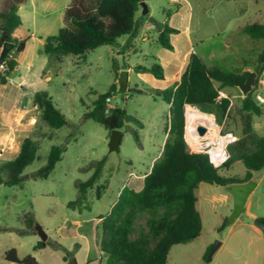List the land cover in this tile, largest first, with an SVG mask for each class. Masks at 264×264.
<instances>
[{
    "label": "rangeland",
    "instance_id": "obj_1",
    "mask_svg": "<svg viewBox=\"0 0 264 264\" xmlns=\"http://www.w3.org/2000/svg\"><path fill=\"white\" fill-rule=\"evenodd\" d=\"M188 1L193 10L194 49L203 63L208 68L227 73H241L244 66L254 72L258 56L264 52V40H251L245 34V40H242L239 37L241 31L237 32L234 37L240 45L235 52L232 45L226 47L230 44L228 31L236 26L232 19L245 25H264V0ZM69 3L70 0H31L23 5L19 12L23 28L16 32V37L17 40H26V46L16 54L18 68L11 74L0 101L7 109H14L15 105L23 109L21 103L29 105L33 93L45 91L66 119V124L56 130L42 127L41 123L35 125L28 120L22 121L27 126L25 132L30 131L29 136L40 128L44 137L38 140L36 159L22 172V183L12 187L0 185V214H8L3 220L20 229L22 226L17 224V215L21 220L28 217L34 221L29 234L22 230L4 234L0 237V245L14 248L20 258L30 255L40 264H70L71 261L86 264V240L76 237L69 223L74 218L85 220L107 214L119 190L131 188L133 176L147 173L152 160L160 156L166 125V119L162 117L165 104L150 95L157 87L145 79L139 80L137 74L131 72L125 91H119L117 85L111 95V106L123 109L129 118L120 130L122 138L118 150L109 152L110 133L92 119L85 118L84 114L99 95L105 94L116 79L119 81L121 72L125 71L122 68L127 64L148 66L153 63L150 57L134 58L130 46L152 54L162 49L142 42L139 31L136 37L122 36L113 45L97 47L83 56L68 55L61 62L41 54L45 38L56 35L63 27V15ZM145 5L148 13L143 15V9H140L137 16L144 19L149 16L150 22L159 21L162 10L167 9L165 0H147ZM200 36L204 39L202 43L197 41ZM116 50L121 53L117 54ZM253 50L257 51L254 58ZM128 52L131 53L126 56ZM115 66L120 68L118 78ZM18 82L27 85V89L17 88ZM136 89L143 92L138 93ZM225 89L232 93L227 94L225 112L222 114L216 106H211L206 108L208 114L203 115L211 128L216 127L217 133L231 132L239 138L243 128V114L240 112L243 96L236 87ZM258 106L262 114L251 117L252 128L256 135L264 136V103ZM38 117L39 114L36 120ZM206 132L207 137L213 136L212 132ZM183 137L188 150L196 153V146L185 139V116ZM52 146L63 149L61 161L47 179H39L35 173L45 165ZM101 159L105 160L101 177L92 189H88L84 209L80 212L68 209L67 203L78 196L76 184L85 182L93 172L92 164ZM219 173L228 178H243L245 169L239 162H234ZM251 180L255 188L246 200L244 211L231 224L226 222L232 210L230 194L224 187L201 183L195 190V207L202 223L200 235L189 243L174 245L167 264H203L205 253L216 241L223 246L214 252L208 264H264V234L254 226L256 220L264 221V170L252 173ZM224 221L225 227L219 231ZM36 226L47 236L45 248L37 251L33 246L41 240L35 231ZM137 226L144 227L143 218L137 220ZM88 228V224H83V230ZM97 239L98 246L99 235ZM93 258L94 250L91 249L88 264H95ZM3 263L0 257V264Z\"/></svg>",
    "mask_w": 264,
    "mask_h": 264
},
{
    "label": "trees",
    "instance_id": "obj_2",
    "mask_svg": "<svg viewBox=\"0 0 264 264\" xmlns=\"http://www.w3.org/2000/svg\"><path fill=\"white\" fill-rule=\"evenodd\" d=\"M24 1L0 0V51L4 43L13 44L12 50L4 56L1 64L0 85L7 83L17 66L11 52L21 53L26 46V40H17L13 36L21 24L17 11ZM143 1L71 0L64 11L63 27L56 35L45 38L40 53L61 62L65 56H83L97 47L115 44L122 36L133 35L144 21L141 16V21L136 19ZM170 15L171 12H168L167 17ZM240 31L251 40H264L263 24H247ZM175 33L176 30L163 23L156 39L159 47L172 51L169 36ZM262 54L263 52L258 56L254 68L257 73L255 87L264 69ZM118 70L115 66L117 78ZM133 71L136 74H151L156 79L163 78V70L159 64L135 65ZM249 73H227L217 68H208L198 55L191 54L176 87L152 92L155 99L169 105L166 138L160 156L143 179L142 189L136 192L123 187L109 213L100 217L98 248L106 258L104 264H167L169 252L174 245L189 243L200 235L202 223L195 207V190L201 183L226 188L246 183L251 180L252 173L264 170V136L254 133L251 122L252 116L262 114L259 104L253 99V90L242 98V132L237 141L227 146L229 159L220 168H213L206 155L190 152L183 137L185 107L193 106L201 113L208 114L206 108L216 106L223 114L228 106V99L217 101L219 93L224 88L243 84ZM117 85L118 83H113L105 94L99 95L92 108L84 114L85 118L92 119L109 133L121 130L123 123L129 118L123 109L117 107L105 113V100L111 97ZM32 104L39 112L35 125L41 123L42 127L56 130L66 124L65 116L54 105L47 92H35ZM192 119L194 118L187 117L185 139L195 145L199 141L188 132ZM38 129L22 141L15 159L0 164V185L12 187L22 183V172L36 159L38 140L44 137L40 128ZM134 136L137 140V135ZM63 152L61 147L52 146L45 165L36 171L35 176L47 179L55 165L61 161ZM234 162H239L245 169L243 178H228L219 173ZM104 163L105 160L101 159L92 164L93 172L90 177L85 182L76 184L78 196L67 203L68 209H84L86 193L100 179ZM139 218L144 219V227L137 226ZM23 221L26 229L32 230L33 219L24 217ZM225 224L224 221L218 230H222ZM44 248L45 242L42 241L34 246L35 251ZM208 252L205 253L204 260ZM2 257L3 264H39L30 255L19 258L13 248L6 250Z\"/></svg>",
    "mask_w": 264,
    "mask_h": 264
},
{
    "label": "crops",
    "instance_id": "obj_3",
    "mask_svg": "<svg viewBox=\"0 0 264 264\" xmlns=\"http://www.w3.org/2000/svg\"><path fill=\"white\" fill-rule=\"evenodd\" d=\"M27 1L30 2L31 0H25L18 7L17 13H18L19 17H20L19 12H20L21 8L23 7V5L25 3H27ZM156 1H158V0H156ZM226 1L230 2V0H226ZM70 2H71V0H70ZM143 2L146 3L147 0H144ZM165 3L167 6V9L164 8L162 10V12H161L162 15H161V18L159 21L150 22V19L148 16L146 19H144L142 26L139 29H137V31L133 35H129L131 37H136L137 33L140 31V35H138V36L142 42H144V43L149 42L148 43L149 46H153V45L159 46L156 42V39H157V36L161 30V25L163 23H167V25L170 28L177 31V33L171 34L169 36V42H170L171 46L173 47L172 51H168V50L161 48L162 49L161 51H157L155 54H152V53H147L146 51H140V50L138 51L137 49H135V46H130V49H131V52L133 53L134 58L138 59L139 56L148 57V58L150 57L153 60L152 64H159L162 67V70H163V78L162 79L154 78L156 80H153L152 79L153 76L151 74H148V73L137 74V77L139 80L145 79V80L153 83L157 87V89H155V90H164L167 88L176 87L179 84L180 77L183 74V72H184V70L188 64V60H189L190 55L191 54L198 55L194 49V41L195 40L193 39L192 30H191L192 21H193V10H192V7L190 5V2L188 0H165ZM176 6L178 7V9H175ZM168 12H171V15L169 17H167ZM147 13H148V11H147ZM204 13L209 14V11H204ZM136 19L141 21L140 16H136ZM20 21H21V17H20ZM232 21L236 24V26L234 28H232V30L228 31V39L227 40H228V43H230V44L226 47H230L232 45L235 52H237V48L240 44H239V41L234 36L237 34V32H240V29L245 25V23H240L236 19H232ZM22 28H23V25L21 22L20 26L14 31V34H13V36L16 39H17L16 32ZM29 37L31 38L32 34ZM131 37L129 39L134 40ZM239 37H241L242 40H245L244 34L239 35ZM203 40L204 39L201 36L198 37V39H197V41L201 42V43L203 42ZM43 43H42V45H43ZM131 52H128L126 54V56H128L129 53H131ZM251 52L252 53L255 52V54H253V58H254L257 55L256 54L257 51L253 50ZM116 53L120 54L121 52H120V50H116ZM12 55L14 56V58L17 62V66L15 68V70H16L18 68V61L16 59V53L13 54V52H12ZM199 57L201 58V60H203L201 56H199ZM135 65H138V64H135ZM135 65H128L127 64L126 67L122 68L123 70H125L127 72V81H128L129 74L131 72H134L133 67ZM142 66H145V65H142ZM119 71H120V68L117 71V74ZM249 71H250V69L247 66H244L240 72L242 73V72H249ZM8 80H10V78ZM117 82L118 81L116 79L115 83H117ZM6 86H7V83L5 85H0V88H1V90H0V101L4 97L3 89ZM16 87L19 89H23V90L27 89V85H22L21 82H18L16 84ZM137 91L139 93L143 92L141 89H136V92ZM153 91H151L150 95H152ZM224 91L226 93H224ZM227 94L229 95L232 93H229L224 88L219 93V97L217 100L219 101L222 98L227 99ZM33 95H34V93H33ZM22 98H24V97L22 96ZM32 98H33V96H32ZM21 104H23V106H24L23 109L20 107L18 108L17 105H15L16 108H14V109H7L4 105H2V102H0V164L9 162V161H12L13 159H15V157L18 155V153L20 151V146H21L22 141L26 137L29 136L30 131L28 130L29 131L28 133L25 132V129L27 126L25 127L22 124V121L28 120L32 123H35L36 118H37V114H39L37 107L32 104V99H31V103L29 105L26 104L25 102H23ZM26 106L28 108H26ZM168 110H169V105L165 104V111H164L163 116H162L163 118L166 119V122H165L166 125L164 126V130H163V144H164V140L166 138L165 132H166V127H167V122H168ZM185 113H186L185 118H187V117L203 118V119L205 118L203 113L197 111L196 109H194L192 107H186ZM32 125H34V124H32ZM215 130L217 131L216 127H215ZM154 160L155 159H153L152 162H154ZM151 166L149 167V170L147 171V173H149ZM147 173H145L143 175H134L133 180H132V184H131L132 187L129 189H132L136 192L140 191L143 187V179ZM141 182H142V185H141ZM121 190H122V188L119 190V192ZM119 192L117 193L116 198L118 197ZM115 201H116V199H115ZM115 201L113 202V204L115 203ZM113 204L111 205V207L113 206ZM245 206H246V203H245ZM245 206H244V208H245ZM111 207H110V209H111ZM73 211L80 212V210H78V209H75ZM109 211L107 212V214L109 213ZM243 211H244V209H243ZM4 216L7 217L8 214L7 213H1L0 214V237L3 236L4 234H10V233L14 232L15 230H22V232H25L26 234L30 233V230L26 229L25 223L23 220H21L19 215H17V222H18L17 224H18V226L19 225L22 226V229L7 223L6 219L3 220ZM101 216H104V215H98L96 218H89V219H85V220H80V218H74L69 223V225L71 227H73V229H74L73 234L78 238L86 240V253L84 255V259L86 261V264H88L90 261L91 249L94 250V258L92 259V261L95 264H104L105 259H106L105 256L99 251V248L97 246V242H98L97 235H99L98 227H99V224L101 223V220H102L100 218ZM66 224H67V222H66ZM83 224H86V225L88 224L89 228L83 230ZM36 243H35V245H36ZM34 246H33V249H34ZM222 246H223V243L220 244V246L217 250L222 248ZM8 249H11V248H9L8 246L0 245V257L2 259H3V257H2L3 253Z\"/></svg>",
    "mask_w": 264,
    "mask_h": 264
},
{
    "label": "water",
    "instance_id": "obj_4",
    "mask_svg": "<svg viewBox=\"0 0 264 264\" xmlns=\"http://www.w3.org/2000/svg\"><path fill=\"white\" fill-rule=\"evenodd\" d=\"M140 6L143 9L142 14L143 15L147 14V7L145 3L141 2ZM12 48H13V44L11 43H4L2 45L0 51V67L4 56L7 55L12 50ZM261 62L262 63L264 62V52L261 56ZM256 78H257V73L250 72L247 78L245 79L244 83L237 86L243 98L246 97V95L249 94L253 89V87L255 86ZM126 83H127V72L122 71L118 81L119 91L122 92L125 89ZM195 131L197 135L202 136L205 134L206 128L203 126H198L195 129ZM121 138H122V133L120 130L110 131V138L108 141L109 152L118 150L121 144ZM254 188H255V183L252 180H249L246 183L230 185L225 188L232 198V210L226 220L228 224L233 223L242 214L246 200ZM254 226L264 234V223L262 221L256 220L254 222ZM35 231L37 232L40 240L42 242H45L47 236L45 235L43 230L39 226H36ZM220 244L221 243L217 241L213 243L203 264H207L211 261L212 255L219 248ZM70 264H75V262L71 261Z\"/></svg>",
    "mask_w": 264,
    "mask_h": 264
},
{
    "label": "built area",
    "instance_id": "obj_5",
    "mask_svg": "<svg viewBox=\"0 0 264 264\" xmlns=\"http://www.w3.org/2000/svg\"><path fill=\"white\" fill-rule=\"evenodd\" d=\"M2 68V66L0 67ZM253 99L257 104L264 103V69L262 70L259 78L258 85L253 87ZM111 97L105 100V113H108L109 109L113 107L110 104ZM213 136L211 138L206 137V139L195 143L196 153H202L207 156L209 163L213 166V168L217 169L224 165L228 159L229 154L227 151V146L229 144L237 141V137L231 132H225L223 134L217 133V136L214 140ZM219 147H221L219 149Z\"/></svg>",
    "mask_w": 264,
    "mask_h": 264
},
{
    "label": "bare ground",
    "instance_id": "obj_6",
    "mask_svg": "<svg viewBox=\"0 0 264 264\" xmlns=\"http://www.w3.org/2000/svg\"><path fill=\"white\" fill-rule=\"evenodd\" d=\"M186 120H187V118H185V125H186ZM198 126H203V127H205L206 128V131H210V132H212V134L211 135H213V137L214 138H212V140H214L215 138H216V136H217V131L215 130V129H213V128H211V125H210V123H209V121L206 119V118H194V119H192V121H191V124H190V126H189V130H188V132H189V135L192 137V138H194V139H196V140H198V141H202V140H204V139H206V137H207V132H205V134L204 135H202V136H199V135H197L196 134V131H195V129L198 127ZM190 143V142H189ZM191 144V143H190ZM192 145V144H191ZM221 147H219V149H220Z\"/></svg>",
    "mask_w": 264,
    "mask_h": 264
}]
</instances>
